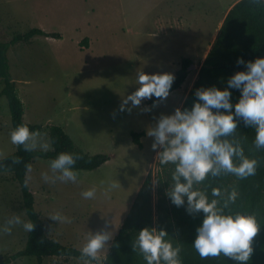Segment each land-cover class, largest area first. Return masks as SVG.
Segmentation results:
<instances>
[{"label": "rangeland", "instance_id": "1", "mask_svg": "<svg viewBox=\"0 0 264 264\" xmlns=\"http://www.w3.org/2000/svg\"><path fill=\"white\" fill-rule=\"evenodd\" d=\"M230 2L0 0L1 42L32 28L60 35L59 41L34 36L29 43H17L7 50L9 72L24 108V122L43 128L59 126L83 152L114 156L111 165L95 175L85 177L78 172L86 178L84 184L80 178L77 183L45 182L42 173L51 175L50 161L32 159L26 182L44 226L48 229V224L54 222L49 216L56 212L72 221L60 222L57 242L81 250L88 230L107 227L114 231L128 200L127 190L136 185L142 168L150 162L152 154L156 155L151 149L152 137L145 151L139 152L131 148L130 133L146 131L160 114H171L176 107L170 96L155 107L148 103L150 99H144L131 111H119L121 99L137 87L136 74L140 70L175 75L182 59L198 62ZM171 14L174 17L168 20ZM176 16L182 18L181 27L177 26ZM85 37L90 39V47L81 50L78 46L81 40V45L89 44ZM189 72L181 91L194 77L195 70ZM1 87L0 81V90ZM145 107L150 111H144ZM10 132L7 100L0 96V159L15 150ZM40 133L49 140L46 130ZM34 150L42 149L38 146ZM158 160L150 169L152 182L163 173ZM110 185L114 186L105 196L104 190ZM92 186L97 189L96 197L84 199L81 192ZM156 186L157 182L153 183L151 191L153 219ZM13 215L27 220L18 184L11 173H0V225ZM11 229L0 234V258L25 246L27 232L22 225H13ZM108 249L109 245L98 255H104ZM11 264H37V260L21 257ZM41 264H84V261L48 257Z\"/></svg>", "mask_w": 264, "mask_h": 264}, {"label": "clouds", "instance_id": "2", "mask_svg": "<svg viewBox=\"0 0 264 264\" xmlns=\"http://www.w3.org/2000/svg\"><path fill=\"white\" fill-rule=\"evenodd\" d=\"M236 63L244 65V69L231 75L226 80V87L197 88L194 92L196 99L190 108L177 107L171 114H160L147 128L146 135L153 138L151 149H159L155 156L159 164L173 166L171 183L165 190L170 202L176 207H185L189 215L203 214L192 242L196 252L202 258L222 254L238 264H247L253 253V238L261 226L256 214L229 209L239 196L235 185L223 191L212 187L210 198L207 185L203 184L209 177L232 174L240 180L255 174L257 159L245 155L242 142L235 135L239 122L242 121L246 128H254L252 143L256 149L264 148V57L251 61L237 58ZM174 80L171 72L149 74L140 70L136 74L137 87L123 96L119 111H131L144 99H152V107H155L169 96ZM230 89L240 93L235 103L231 100ZM144 111H150V108L145 107ZM10 141L25 151H33L38 146L43 151L51 148L50 140L44 139L40 132L30 130L26 123L11 130ZM79 158L71 152L58 153L49 162L51 175L42 173L43 179L51 183H77L78 170L73 166ZM25 167L31 170V165ZM156 182L153 180L154 184ZM113 186L104 190L105 196ZM96 192V187L92 186L82 191L81 196L93 199ZM49 218L57 223L72 222L60 212ZM13 225H22L27 233L34 228L31 220L13 215L0 225V234L11 232ZM113 235L114 232L107 227L94 232L88 230L81 248L82 257H87L84 264L93 260L101 264L98 253L108 247ZM132 247L138 249L146 264H182L180 242L174 243V238L163 228H141Z\"/></svg>", "mask_w": 264, "mask_h": 264}, {"label": "trees", "instance_id": "3", "mask_svg": "<svg viewBox=\"0 0 264 264\" xmlns=\"http://www.w3.org/2000/svg\"><path fill=\"white\" fill-rule=\"evenodd\" d=\"M34 36L59 39L57 33H46L39 28H32L24 34L14 35L8 42L0 41V81L2 84L0 96H4L10 113L11 130L23 120L24 108L17 91L15 81L9 72L7 50L17 43H29ZM257 57H264V0H238L226 13L218 33L200 65L197 78L189 90L181 109L190 108L196 99L194 92L200 87H226V80L236 71L244 69V65L237 64V58L251 61ZM192 62L182 59L180 67L175 73V80L170 92L178 89L189 73ZM231 100L235 103L240 95L236 89H230ZM157 99V98H153ZM148 103H153L150 99ZM27 124V123H26ZM30 130L42 131L41 125L28 124ZM235 135L241 140L245 155L257 159L258 164L254 175L237 180L232 174L220 177H209L203 184L211 198V188L218 187L222 191L235 185L239 196L234 204L229 205L232 212L246 211L257 216L261 225L257 235L253 238V253L247 264H264V148L256 149L252 143L255 130L246 128L243 122L237 125ZM47 135L51 142L48 151H25L22 146L15 145L13 153L0 159V173L9 172L18 184L22 207L27 220L34 223L31 233H27L26 243L22 250L0 258V264H11L21 257H34L37 264L43 258L57 257L64 260L75 258L85 261L81 250L62 245L47 237L39 213L34 208V198L26 182V165H30L33 158H42L48 161L54 159L60 152H71L80 158L73 166L76 170H94L108 160L107 155H89L78 149L71 138L59 126L51 125L47 128ZM142 132H131V141L141 148L140 137ZM158 165L163 171L157 175V202L155 205L156 218L153 219L151 207V191L153 182L150 171L147 173L130 209L120 225L117 234L110 242L109 249L104 257H99L101 264H146L143 256L132 245L137 232L143 227L163 228L174 243L178 240L181 247L182 264H238L230 257L208 256L201 257L192 246L196 235V228L202 220V213L189 215L185 207H176L166 196L165 190L171 183L172 165ZM90 264H97L95 260Z\"/></svg>", "mask_w": 264, "mask_h": 264}, {"label": "crops", "instance_id": "4", "mask_svg": "<svg viewBox=\"0 0 264 264\" xmlns=\"http://www.w3.org/2000/svg\"><path fill=\"white\" fill-rule=\"evenodd\" d=\"M237 1H238V0H232V2H230V3L228 4V6L225 8V10L223 11V13H222L221 17L219 18V20H218L216 26L214 27V32H213V34H212V36H211L209 42H207V47L205 48V50L203 51L202 55L200 56L199 61L196 62V60H192V59H190V58H186V59H189V60L192 62V65L194 66L195 74H194V77H192V79L189 81V84H188L187 88H186L184 91H181V89H182V87H183V85H184V83H185V80L187 79V77H188V75H189L190 72H189L188 75L186 76V78H185L184 82L182 83V85H181L178 89H176V90L170 92V94H169L168 97L171 96V98H172V104L176 105L175 108H177V107L181 108V106H182V104H183V102H184V100H185V98H186V96H187L189 90L191 89V87H192L194 81H195L196 78H197V73H198L199 67H200V65L203 63V61H204V59H205V57H206L208 51L210 50L211 45H212V43H213V41H214V39H215V37H216V35H217V33H218V30H219V28H220V26H221V24H222V21H223L225 15H226V13L228 12V10H229V9H230V8H231V7L237 2ZM167 17H168V15H167ZM172 17H174V14H171V17H168L167 19L169 20V19L172 18ZM176 19H177V26H180V27H181V25L183 24L182 18L176 16ZM181 21H182V24H180ZM47 39H48V38H47ZM50 39L53 40V41H54V40H55V41H59V39H52V38H50ZM84 39L86 40V39H89V38L85 37ZM84 39H83V40H84ZM86 41H87V40H86ZM81 42H82V40L78 43V46L80 47L81 50H82L83 47H84V48H89V47H90V39H89V41H88L89 44H87V46H83V45H81ZM79 44H80L81 46H80ZM192 70H193V69H192ZM175 73H176V72H175ZM179 91H181V92L177 95V93H178ZM185 92H187V93H185ZM168 97H167V98H168ZM48 127H49V126H46L45 128L42 127V131H43V130H46V132H47V128H48ZM140 132L143 133V135H142V136L140 137V139H139V140H140V143H141V148H138V147H137L136 145H134L132 142H131V146H133V147H131V148H134V147H135L137 151H139V152H144V151H145V146H146L147 142H150V141H152V140L149 138V136L146 135V131H145V130H142V131H140ZM152 142H153V141H152ZM157 150L159 151V149H157ZM157 150H155V152H154V150H153V153H156ZM84 153H85V152H84ZM87 154H88V153H87ZM92 154H94V153H92ZM89 155H90V154H89ZM107 156H108V160H107L104 164H102L100 167H98V168H96V169H94V170H90V171H86V170H78V172H82V173H79V174H83V175L85 174V177H86V176H91V175H95V174H97V173H98L99 171H101L102 169H104V168H106V167H109V166L111 165V162H112L113 159H114V156L111 155V154H107ZM155 156H156L155 154H152V159L150 160V162L147 164L146 167H143V168H142V170H141V172H140V175H139V178H138L139 180L137 181L136 185H134V186H131V185H130L129 189L127 190V191H128V193H127V195H128V197H127L128 200L124 202V208H125V209H124L123 212H122L121 218L119 219V220H120L119 223L116 225V228H115L114 231H113V232H114L113 238H114V236L117 234L120 225L122 224V222H123L125 216L127 215L128 211H129V209H130V206H131L132 202L134 201V199H135V197H136V195H137V193H138V191H139V189H140V187H141V185H142V183H143V181H144V179H145L147 173L150 171V169H151L152 166L154 165V163H155V161H156ZM78 178L81 179L82 184H84V183H83V180H84V179H85L84 182H86V178H84V177H82V176L80 177V175H78ZM96 186H97V184H96ZM82 187H83V185H82ZM42 190H43V189H42ZM34 204H35V202H34ZM39 215L41 216L40 213H39ZM40 218H41V217H40ZM41 220H42V218H41ZM42 222H43V220H42ZM43 227H44V231H45L47 237H49L50 239L56 241V239L59 237V236H58V235H59V231H58V229L60 228V222L57 223L56 221H54L53 223H49V224H48V229H46L47 227L44 226V224H43ZM48 230H49V231H48ZM49 232H51L52 235H50ZM56 242H57V241H56ZM58 243H59V242H58ZM62 245H64V244H62ZM109 245H110V242H109ZM105 254H106V253H105ZM105 254H104V255H98V257H104Z\"/></svg>", "mask_w": 264, "mask_h": 264}, {"label": "water", "instance_id": "5", "mask_svg": "<svg viewBox=\"0 0 264 264\" xmlns=\"http://www.w3.org/2000/svg\"><path fill=\"white\" fill-rule=\"evenodd\" d=\"M192 69H194L193 65L191 67H189V71L192 70ZM105 264H107V263H105Z\"/></svg>", "mask_w": 264, "mask_h": 264}, {"label": "bare ground", "instance_id": "6", "mask_svg": "<svg viewBox=\"0 0 264 264\" xmlns=\"http://www.w3.org/2000/svg\"><path fill=\"white\" fill-rule=\"evenodd\" d=\"M107 207V206H106ZM102 215V214H101ZM101 217V216H100ZM99 218V217H98Z\"/></svg>", "mask_w": 264, "mask_h": 264}]
</instances>
